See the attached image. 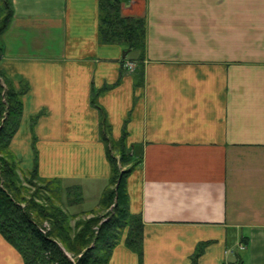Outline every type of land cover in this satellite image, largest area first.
<instances>
[{
    "label": "crops",
    "instance_id": "0c3cea01",
    "mask_svg": "<svg viewBox=\"0 0 264 264\" xmlns=\"http://www.w3.org/2000/svg\"><path fill=\"white\" fill-rule=\"evenodd\" d=\"M11 3L0 68L28 85L10 143L20 167L36 155L40 177L98 209L110 165L92 91L112 139L126 132L141 153L127 191L142 257L124 234L109 264H190L200 244L197 264H264V0H130L122 15L146 22L140 62L99 41L98 0ZM0 264H24L1 235Z\"/></svg>",
    "mask_w": 264,
    "mask_h": 264
},
{
    "label": "trees",
    "instance_id": "16d2710c",
    "mask_svg": "<svg viewBox=\"0 0 264 264\" xmlns=\"http://www.w3.org/2000/svg\"><path fill=\"white\" fill-rule=\"evenodd\" d=\"M129 0H98V38L104 44L124 47L127 57L142 61L145 50L146 22L142 17L123 16L121 5ZM13 15L11 0H0V35ZM1 58V50H0ZM137 61V62H138ZM139 61V62H140ZM26 82L15 84L0 68V235L20 254L24 264H109L113 249L125 234L124 244L142 257L143 222L129 210L127 178L141 164V153L128 147L126 132L115 141L95 91L91 104L100 117L101 139L106 144L110 176L97 209L84 211L81 188L66 186L58 178H42L36 163L26 182L37 181L47 195L36 202L27 198L23 170L10 149L23 114ZM36 154V153H35ZM61 194H64L63 203ZM62 201V202H61ZM77 207L76 212L63 207ZM47 223V227H44ZM204 244L198 245L190 264H197Z\"/></svg>",
    "mask_w": 264,
    "mask_h": 264
},
{
    "label": "rangeland",
    "instance_id": "374dc122",
    "mask_svg": "<svg viewBox=\"0 0 264 264\" xmlns=\"http://www.w3.org/2000/svg\"><path fill=\"white\" fill-rule=\"evenodd\" d=\"M130 3V0L129 1H127V4H129ZM126 5V4H125ZM121 7H124V5H121ZM121 11H122V8H121ZM23 170V169H22ZM28 171H26V170H23V186L26 188V193H25V195H27V198H34L35 200L34 201H36V202H39V203H41V202H43L42 200H41V197L44 199L45 197H47V195L48 194H46L45 192H44V190L43 189H40V187L42 188V185L39 183V182H37V181H33V183H32V185H30V184H28L25 180L27 179L26 178V176L27 177H29L28 176ZM26 179H25V178ZM65 196H64V194H61V199H62V201H63V203H64V201H65V198H64ZM61 201V202H62ZM44 203V202H43ZM66 211H69V212H71V213H73V212H76V211H78L79 209L76 207H66V206H64L63 207ZM95 211V210H94ZM105 211L100 207V208H98L97 209V211H96V213H99V214H103ZM44 227H47V223H44V225H43Z\"/></svg>",
    "mask_w": 264,
    "mask_h": 264
},
{
    "label": "built area",
    "instance_id": "2783aa9c",
    "mask_svg": "<svg viewBox=\"0 0 264 264\" xmlns=\"http://www.w3.org/2000/svg\"><path fill=\"white\" fill-rule=\"evenodd\" d=\"M125 67H126L127 69H131V68L133 67V64H132V63H129V62H126V63H125ZM239 248L243 249L244 246H243V245H240Z\"/></svg>",
    "mask_w": 264,
    "mask_h": 264
}]
</instances>
